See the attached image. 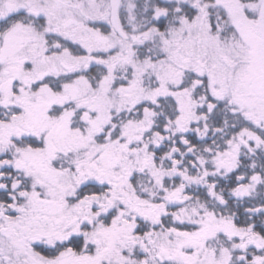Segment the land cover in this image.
Returning a JSON list of instances; mask_svg holds the SVG:
<instances>
[{
  "label": "snow or ice",
  "instance_id": "1",
  "mask_svg": "<svg viewBox=\"0 0 264 264\" xmlns=\"http://www.w3.org/2000/svg\"><path fill=\"white\" fill-rule=\"evenodd\" d=\"M0 264H264V0H0Z\"/></svg>",
  "mask_w": 264,
  "mask_h": 264
}]
</instances>
